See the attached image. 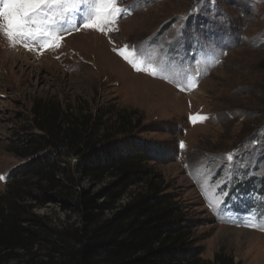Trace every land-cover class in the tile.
<instances>
[{"label": "rangeland", "instance_id": "obj_1", "mask_svg": "<svg viewBox=\"0 0 264 264\" xmlns=\"http://www.w3.org/2000/svg\"><path fill=\"white\" fill-rule=\"evenodd\" d=\"M119 6L128 12L105 32L83 28L84 5L69 12L59 20L69 31L59 33L58 47L42 48L39 38L13 46L0 30V192L24 161L13 146L22 134L38 132L35 109L101 114L105 128L131 112L140 125L128 138L152 147L147 179L172 194L194 222L202 256L221 252L237 264H264V189L232 192L264 180V0H121ZM200 36L212 37L213 45ZM125 46L145 54L137 58L144 67L167 65L168 71H136L119 55ZM193 115L207 119L193 121ZM112 180L77 176L73 199H54L33 212L52 229H79L84 218L75 198L94 196ZM147 190L146 182L130 186L117 207ZM235 198L249 207H233Z\"/></svg>", "mask_w": 264, "mask_h": 264}, {"label": "trees", "instance_id": "obj_2", "mask_svg": "<svg viewBox=\"0 0 264 264\" xmlns=\"http://www.w3.org/2000/svg\"><path fill=\"white\" fill-rule=\"evenodd\" d=\"M80 114L42 105L33 114L38 132L22 134L13 146L24 161L8 173L7 190L0 192V264H237L221 252L205 259L194 246V222L172 194L147 179L144 164L152 147L128 138L140 125L131 112L108 128L103 115ZM120 134L125 140L117 139ZM77 176L113 180L94 196L75 198L82 207L81 228L52 229L33 210L54 199H73ZM140 182L147 183V192L118 208L129 187ZM255 187L264 189V180L238 184L232 192L251 195ZM244 203L249 207L239 198L231 205L240 210Z\"/></svg>", "mask_w": 264, "mask_h": 264}, {"label": "snow or ice", "instance_id": "obj_3", "mask_svg": "<svg viewBox=\"0 0 264 264\" xmlns=\"http://www.w3.org/2000/svg\"><path fill=\"white\" fill-rule=\"evenodd\" d=\"M120 2L121 0H0V30L13 46L20 41L29 39L35 41L39 38L42 41V48L58 47L59 41L62 39L59 33L69 31L59 24V20L65 19L69 12L81 11L80 6L84 5L83 28L105 32L109 30L110 25L121 13L128 12V8L119 6ZM210 2L215 4V0H210ZM129 7H135V5ZM55 8H60V11L54 12ZM73 27L76 26L73 25ZM77 30L79 29L77 28ZM182 37L183 32L180 33L177 40ZM199 39L207 46H212L214 43L212 37L200 36ZM24 47L30 48V45L25 43ZM129 47L125 46L123 50L119 51V55L129 62L136 71L149 72L153 76H156L158 72L168 71L167 65L156 67L149 64L144 67L145 54L139 49L129 51ZM138 57H145V59L138 60ZM184 79L187 80V74H184ZM198 118L207 119L206 116H192L193 121ZM228 158L232 159V155L229 154Z\"/></svg>", "mask_w": 264, "mask_h": 264}]
</instances>
